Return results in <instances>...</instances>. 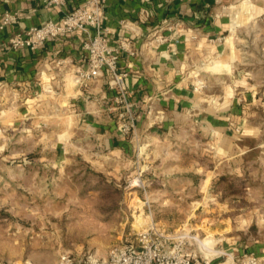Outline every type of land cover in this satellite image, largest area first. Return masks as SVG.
<instances>
[{"label":"rangeland","instance_id":"obj_1","mask_svg":"<svg viewBox=\"0 0 264 264\" xmlns=\"http://www.w3.org/2000/svg\"><path fill=\"white\" fill-rule=\"evenodd\" d=\"M228 4L239 26L199 64L196 74L211 75L195 80L206 105L238 94L243 112L228 130L187 118L166 129L135 122L131 153H117L76 126L70 111L11 101L0 108V264L105 256L150 226L217 255L236 241L264 239V0ZM218 60L221 68H208ZM125 118L121 136L134 129ZM141 212L144 227L133 224Z\"/></svg>","mask_w":264,"mask_h":264},{"label":"crops","instance_id":"obj_2","mask_svg":"<svg viewBox=\"0 0 264 264\" xmlns=\"http://www.w3.org/2000/svg\"><path fill=\"white\" fill-rule=\"evenodd\" d=\"M81 1L46 6L42 0H0V108L11 101L13 107L31 103L35 112L70 111L74 124L99 134L106 148L130 154L136 124L127 136L117 130L125 105L116 99L112 74L106 72L87 85L77 81V69L86 67L82 62L84 34L68 33L37 49H13L8 42L11 34L58 20ZM6 13H15L16 18L3 24ZM103 26L112 44L124 38L136 49L135 55L122 54L120 66L128 72V102L138 116V127L172 128L187 118L221 131L238 121L243 109L234 90L224 93L215 105H206L197 98L195 82L198 75H211L205 69L196 74L202 71L199 64L210 63L213 52L226 48L231 37L226 34L239 26L228 0H107ZM161 34L164 40L157 39ZM217 36L226 37V42L213 45ZM222 65L218 60L208 68ZM231 250L264 258V239L239 240Z\"/></svg>","mask_w":264,"mask_h":264},{"label":"built area","instance_id":"obj_3","mask_svg":"<svg viewBox=\"0 0 264 264\" xmlns=\"http://www.w3.org/2000/svg\"><path fill=\"white\" fill-rule=\"evenodd\" d=\"M42 1L46 6H65L69 0ZM106 1L82 0L58 20L49 19L43 24L15 32L8 37V42L13 49H37L51 39L81 32L85 36L82 40V62L86 63V67L77 69V81L87 85L110 72L111 85L118 92L116 99L125 105V111L120 116L128 114L130 125H134L138 116L130 110L129 90L125 82L128 72L121 68L120 60L123 53L135 55L136 49L131 40L124 38L118 44L110 42L107 36L109 30L103 26ZM15 18V13H6L3 24ZM157 39L164 40L165 36L158 35ZM186 243L183 236L167 235L150 226L137 231L132 239L112 245L105 256L66 254L60 264H264V258L254 252L237 255L228 250L220 256L205 247L197 250L189 248Z\"/></svg>","mask_w":264,"mask_h":264},{"label":"bare ground","instance_id":"obj_4","mask_svg":"<svg viewBox=\"0 0 264 264\" xmlns=\"http://www.w3.org/2000/svg\"><path fill=\"white\" fill-rule=\"evenodd\" d=\"M136 221L133 223L134 225L138 226V227H144L145 225V220L143 218V213H139L137 215H135Z\"/></svg>","mask_w":264,"mask_h":264}]
</instances>
